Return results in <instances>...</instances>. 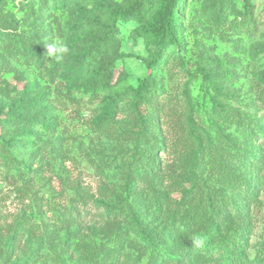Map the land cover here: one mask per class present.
Segmentation results:
<instances>
[{
	"label": "rangeland",
	"instance_id": "obj_1",
	"mask_svg": "<svg viewBox=\"0 0 264 264\" xmlns=\"http://www.w3.org/2000/svg\"><path fill=\"white\" fill-rule=\"evenodd\" d=\"M167 1L0 0V264H225L213 205L261 246L264 0H184L156 62Z\"/></svg>",
	"mask_w": 264,
	"mask_h": 264
},
{
	"label": "trees",
	"instance_id": "obj_2",
	"mask_svg": "<svg viewBox=\"0 0 264 264\" xmlns=\"http://www.w3.org/2000/svg\"><path fill=\"white\" fill-rule=\"evenodd\" d=\"M183 3L184 0H168L156 13L153 26V36L157 45L156 62L159 61L160 52L168 45L175 42L178 47L181 46V41L178 38L177 18L179 16L178 11H180V6ZM140 13L141 9L137 3H133L130 7L120 10L121 16L125 18L138 16ZM92 53V50H88L82 55H74L70 62H64L62 68L65 69V75H72L73 71L84 63L83 61L93 55ZM97 53L98 51L94 52V54ZM210 209L211 215L207 219L209 227L215 226L219 230V236L221 239L216 240V242L211 245L206 243L205 249H207V251H214L215 248H218L226 261L225 264H264V241L260 243V247H256L255 254L252 258L243 255L240 247L242 229L241 226H238L234 221V218L239 212V208L235 204H231L229 210H223L214 205ZM131 217L136 225L137 232L147 245H150L153 248L166 250V248L162 246L164 244L156 240L149 231H145L139 227V222L135 214H132ZM189 242L191 245H186L183 248L194 245L192 239H190Z\"/></svg>",
	"mask_w": 264,
	"mask_h": 264
},
{
	"label": "clouds",
	"instance_id": "obj_3",
	"mask_svg": "<svg viewBox=\"0 0 264 264\" xmlns=\"http://www.w3.org/2000/svg\"><path fill=\"white\" fill-rule=\"evenodd\" d=\"M48 57H54L56 60H61L67 52L66 46L60 40H54L51 43L45 44ZM193 244L196 247L203 246V240L198 237L192 238Z\"/></svg>",
	"mask_w": 264,
	"mask_h": 264
}]
</instances>
